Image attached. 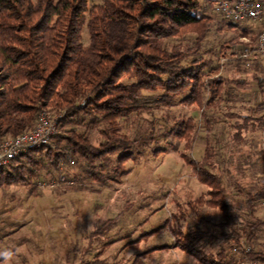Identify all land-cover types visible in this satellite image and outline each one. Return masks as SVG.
<instances>
[{
  "label": "trees",
  "instance_id": "1",
  "mask_svg": "<svg viewBox=\"0 0 264 264\" xmlns=\"http://www.w3.org/2000/svg\"><path fill=\"white\" fill-rule=\"evenodd\" d=\"M215 1L101 0L89 7L90 0H0V140L30 131L41 111L60 115L50 146L0 169V189L21 185L33 194L36 181L54 178L65 156L93 181L121 183L129 161L146 151H165L161 140L176 151L182 142L179 157L206 190L176 203L170 224L163 226L174 247L192 256L194 264H238L231 248L245 243L253 259L264 261L256 242L264 234V222L256 217L264 191L233 180L242 197L234 199L226 185V161L211 139L221 113L230 126V146H243L247 134L264 132V103L258 105L260 115L251 107L246 115L219 112L224 105L234 107L240 93L251 88L246 78L220 75L232 59L238 70L244 60L253 62L249 80L263 91L262 65L250 56L238 58L242 47L254 49L262 25L225 20L214 12ZM225 31L233 37L218 48L213 64V53L204 48L207 35ZM222 58L226 61L219 63ZM175 105L198 119L159 114ZM198 128L205 132V149L193 159ZM183 207L200 227L183 231ZM204 208L218 210L220 222L203 220ZM157 233L153 229L149 236Z\"/></svg>",
  "mask_w": 264,
  "mask_h": 264
},
{
  "label": "rangeland",
  "instance_id": "2",
  "mask_svg": "<svg viewBox=\"0 0 264 264\" xmlns=\"http://www.w3.org/2000/svg\"><path fill=\"white\" fill-rule=\"evenodd\" d=\"M100 2L90 0L89 7ZM232 37L230 31L207 35L204 48L213 53H208L213 64L217 63L218 48ZM253 58L262 65L264 72V58L256 54ZM225 61L222 58L218 62ZM229 62L228 66H223L220 75L246 78L251 88L240 93L241 100L234 107L224 105L219 112L230 110L246 115L251 107L260 115L262 109L258 105L264 103V89L259 93L249 80L253 62L244 60L239 70L233 59ZM166 111L199 117L180 105L161 109L159 114ZM217 118L211 139L226 161L224 168L230 175L226 181L230 195L242 200L234 191L233 180L246 189L264 191V132L247 134L245 144L236 148L227 144L230 126L222 113ZM196 135L190 151L193 159H199L205 149V132L198 128ZM93 143L96 140L93 139ZM171 143L175 144V141ZM158 144L161 147L167 144L166 150L157 155L146 151L138 159L129 161V174L121 183L102 185L93 181L82 174L75 161L60 171L78 179L73 186L37 187L33 194L21 185L0 189V264H194L192 256L174 247L173 237L163 226L170 224L168 219L176 212V203L195 199L206 189L189 175L190 169L179 157L182 142L178 143V151L162 140ZM258 205L256 217L264 222V199ZM183 210L186 211L183 231L200 227L185 207ZM201 216L211 223L221 220L218 210L204 208ZM153 229L158 233L149 236ZM91 233L93 241H90ZM256 242L264 250L263 231ZM157 247L159 249L152 253L143 254ZM214 252L215 248H212L210 253Z\"/></svg>",
  "mask_w": 264,
  "mask_h": 264
},
{
  "label": "built area",
  "instance_id": "3",
  "mask_svg": "<svg viewBox=\"0 0 264 264\" xmlns=\"http://www.w3.org/2000/svg\"><path fill=\"white\" fill-rule=\"evenodd\" d=\"M214 12L225 20L242 23L251 22L262 25L256 46L252 51L242 47L238 58L255 57L259 55L264 58V0H216ZM264 89V87H263ZM60 115H53L48 111H41L38 114L36 123L30 131H24L13 138L0 140V169L7 167L11 162L19 159L31 150L50 146L51 140L57 134V122ZM69 156H65L59 163V173L55 178L39 180L36 182L38 188L48 187L49 189L59 186H73L76 181L60 171L66 164H73ZM231 252L238 258V264H264L251 257L252 248L242 243L241 247L234 246Z\"/></svg>",
  "mask_w": 264,
  "mask_h": 264
}]
</instances>
